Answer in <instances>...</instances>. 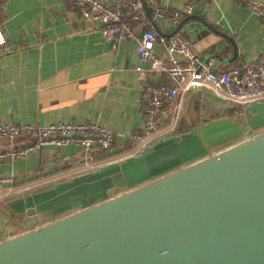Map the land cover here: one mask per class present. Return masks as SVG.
<instances>
[{
  "label": "crops",
  "instance_id": "1",
  "mask_svg": "<svg viewBox=\"0 0 264 264\" xmlns=\"http://www.w3.org/2000/svg\"><path fill=\"white\" fill-rule=\"evenodd\" d=\"M253 1L264 4V0ZM180 3L147 1L152 9L147 19L158 34L173 32L174 25L166 17ZM191 15L204 18L216 29L200 39L181 31L200 59H216L211 70L237 68L264 57V25L238 0H202ZM133 26L139 32L146 29L136 22ZM0 29L6 39L0 47V121L46 126L95 120L118 134L110 151L94 152L97 166L85 172H77L76 160L84 151L75 144L43 145L23 157L0 160V177L10 178L0 183V237L23 232L29 209L36 219L31 227L48 223L264 129V99L242 112L212 113L199 105L200 97L191 89L182 97L181 114L190 129L164 135L132 153L126 135L141 126L145 109L133 40L113 47L83 20L79 8L71 7L70 0H0ZM156 51L163 54L164 45L157 42ZM146 77L152 83L165 81L153 72ZM28 143L25 138L0 140V153Z\"/></svg>",
  "mask_w": 264,
  "mask_h": 264
},
{
  "label": "water",
  "instance_id": "2",
  "mask_svg": "<svg viewBox=\"0 0 264 264\" xmlns=\"http://www.w3.org/2000/svg\"><path fill=\"white\" fill-rule=\"evenodd\" d=\"M176 29L216 33L191 14ZM193 89L209 112L232 110ZM27 214L23 232L0 237V264H264V129L48 223Z\"/></svg>",
  "mask_w": 264,
  "mask_h": 264
},
{
  "label": "built area",
  "instance_id": "3",
  "mask_svg": "<svg viewBox=\"0 0 264 264\" xmlns=\"http://www.w3.org/2000/svg\"><path fill=\"white\" fill-rule=\"evenodd\" d=\"M143 1L147 5L148 0ZM201 1L181 0L177 10L166 17L174 25V30L164 36L158 34L151 20L147 19L142 0H125L122 3H112V0H70L71 7L79 8L83 20L91 28L98 29L113 47L124 40H135L137 43L140 64L135 70L138 72L145 109L141 126L126 135L132 153L173 132L182 114V97L193 88L209 90L236 112H242L249 104L264 99V57L241 68L217 72L210 69L216 65V59L211 57L199 67L202 63L200 56L176 26L182 18L192 14ZM238 3L249 8L264 25V4L253 0H238ZM135 22L146 29L139 32L133 26ZM157 42L164 45L163 54L157 53ZM5 43V36L0 29V47ZM147 72L163 76L165 81L152 83L146 77ZM117 136V133L95 120L82 123L56 122L46 126L0 121V140H29L20 149L0 153V160L23 157L28 150H38L43 145L57 147L75 144L84 151L76 160L77 172H85L97 166L94 152L110 151ZM9 179L0 177V183Z\"/></svg>",
  "mask_w": 264,
  "mask_h": 264
},
{
  "label": "trees",
  "instance_id": "4",
  "mask_svg": "<svg viewBox=\"0 0 264 264\" xmlns=\"http://www.w3.org/2000/svg\"><path fill=\"white\" fill-rule=\"evenodd\" d=\"M241 67H243V66H241ZM241 67H237V68H241ZM187 124H188L187 120L184 117L180 116L178 123H177V126L174 128L173 132L170 134L171 135L174 133L179 134V133H183V132L189 130L190 127Z\"/></svg>",
  "mask_w": 264,
  "mask_h": 264
},
{
  "label": "rangeland",
  "instance_id": "5",
  "mask_svg": "<svg viewBox=\"0 0 264 264\" xmlns=\"http://www.w3.org/2000/svg\"><path fill=\"white\" fill-rule=\"evenodd\" d=\"M200 124H197L196 126H199ZM179 132V131H178ZM174 134H176V133H174ZM178 134V133H177ZM217 133H212V135H216ZM173 135V134H172ZM219 138L221 137V136H218ZM200 138H201V140L203 139L204 140V138H206V136H205V134L202 132L201 133V135H200Z\"/></svg>",
  "mask_w": 264,
  "mask_h": 264
}]
</instances>
